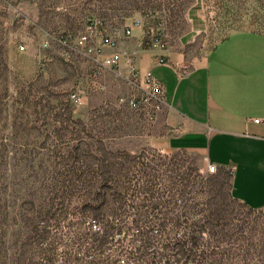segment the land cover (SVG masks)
Masks as SVG:
<instances>
[{
  "label": "rangeland",
  "instance_id": "374dc122",
  "mask_svg": "<svg viewBox=\"0 0 264 264\" xmlns=\"http://www.w3.org/2000/svg\"><path fill=\"white\" fill-rule=\"evenodd\" d=\"M94 21L105 55L183 70L230 33H264V0H0V264H264V212L202 154L155 149L161 110L130 107L125 65L93 72L75 47Z\"/></svg>",
  "mask_w": 264,
  "mask_h": 264
},
{
  "label": "crops",
  "instance_id": "0c3cea01",
  "mask_svg": "<svg viewBox=\"0 0 264 264\" xmlns=\"http://www.w3.org/2000/svg\"><path fill=\"white\" fill-rule=\"evenodd\" d=\"M158 54L135 60L140 75L152 74L164 89L156 126L166 134L152 146L202 154L207 165L229 172L233 200L264 212V125L252 121L264 118V33L226 35L184 76L172 64L159 65Z\"/></svg>",
  "mask_w": 264,
  "mask_h": 264
},
{
  "label": "built area",
  "instance_id": "2783aa9c",
  "mask_svg": "<svg viewBox=\"0 0 264 264\" xmlns=\"http://www.w3.org/2000/svg\"><path fill=\"white\" fill-rule=\"evenodd\" d=\"M142 26V21L140 19H135L126 26L124 30V35L126 37L132 36L133 30ZM66 43V42H65ZM67 44V43H66ZM89 44V46H88ZM91 44V45H90ZM114 44V37L107 33L106 28L103 26L102 22H91L87 26L84 34L81 35L77 40H75V47L78 49H85L88 53L94 54L92 59L93 72H97L100 69L115 68L119 70L121 64L125 65L126 71L124 74L119 71V75L123 76L128 84L135 90L137 95H133L132 98L128 100V105L132 108H139L141 106L151 105L154 112H159L163 106L164 102V89L160 81H158L152 74H147L141 76L139 70L135 66L133 59L128 55L122 54H104V48L110 47ZM68 45V44H67ZM66 45V46H67ZM150 46L153 49L164 51L166 49V43L162 38H154L151 41ZM24 46H20V50L23 51ZM156 62L159 65H169L166 57L159 55L156 58ZM181 76L186 74L185 69H177ZM69 102L79 107L83 104L84 93L83 91L76 89L72 91L68 96ZM252 121L256 124L264 125V118H254ZM208 173H215L216 167L213 165H207Z\"/></svg>",
  "mask_w": 264,
  "mask_h": 264
}]
</instances>
